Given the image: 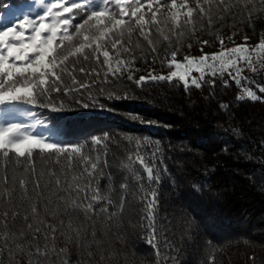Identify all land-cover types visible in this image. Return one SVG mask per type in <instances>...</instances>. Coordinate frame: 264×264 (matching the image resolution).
<instances>
[{"label": "trees", "instance_id": "obj_1", "mask_svg": "<svg viewBox=\"0 0 264 264\" xmlns=\"http://www.w3.org/2000/svg\"><path fill=\"white\" fill-rule=\"evenodd\" d=\"M0 4L2 14L20 0H0ZM217 15L211 28L205 24L204 30L175 45L180 49L178 60L200 56L201 47L207 54L220 51L221 38L226 48L243 44L245 36L249 46L264 39L260 0L248 7L235 6L223 20ZM139 43L132 53L131 72L110 76L106 83L98 81L90 94H75L79 104L56 94L65 104L61 111L33 109L38 113L35 118L43 121L42 128L53 133V141L78 143L85 153H100L101 160L107 161L99 183L116 204L109 208L116 215L109 219L108 213L98 212L94 228L84 233L96 252L92 264H210L213 257L214 264H264V93L259 91L264 86V57L255 55L256 70L245 68L241 86L229 81L225 87V75L216 77L214 87L203 83L200 88H186L177 80L140 82L149 73H169L170 51H165L164 41L158 54L151 53L142 39ZM245 89L257 99L248 97ZM93 137L102 138V144L95 145ZM136 154L159 169L160 182L151 185L159 202L157 234L151 243L142 191L132 175H144L143 169L129 159ZM37 164L42 166L40 157ZM126 177L128 190L123 192L120 184ZM76 222L87 220L81 213ZM93 230L95 238L90 235ZM57 246H64L63 238ZM79 256L76 250L70 258L81 264ZM16 259L27 264L26 258ZM0 264H9L7 253L0 256Z\"/></svg>", "mask_w": 264, "mask_h": 264}, {"label": "snow or ice", "instance_id": "obj_2", "mask_svg": "<svg viewBox=\"0 0 264 264\" xmlns=\"http://www.w3.org/2000/svg\"><path fill=\"white\" fill-rule=\"evenodd\" d=\"M24 3L26 0H20L19 5L9 7H23ZM254 3L255 0H40L43 7L36 16L25 13L0 28V113L25 118L0 120V256L7 253L9 264H20L16 257L26 258L27 264H77L70 257L79 250L81 264H92L96 252L88 246L84 233L94 228L98 212L108 213L109 219L116 215L115 211L109 212L116 204L102 192L99 183L107 161L101 160L100 153H85L78 143L38 135L36 126L43 121L27 122L38 116L33 109L61 111L65 104L56 94L71 97L79 104L81 99L75 94H90L98 81L106 83L110 76L119 78L125 71L131 72L135 61L132 53L140 47L141 39L151 53L158 54L161 41L167 42L165 51H170L169 74L149 73L152 80H178L186 88H200L203 83L214 87L216 77L227 75L225 87L229 81L241 86L246 80L241 75L245 68L256 70L253 54L264 57V39L249 46L245 36L243 44L226 48L221 38L220 51L207 54L201 47L200 56L185 55L182 60L177 59L180 49L175 45L198 29L204 30L205 24L211 28L217 13V19L223 20L235 6ZM260 3L264 4V0ZM251 14L250 9L249 19ZM145 79L141 77L140 82ZM245 91L248 97L257 99L254 92ZM259 91L264 93V86ZM83 107L89 105L84 103ZM92 142L101 145L102 138L93 137ZM38 157L42 166L37 164ZM129 159L143 169L144 175H132L142 191L143 219L150 229L151 243L157 234L159 207L157 191L151 185L159 184V169L142 155H130ZM145 183L149 187L145 188ZM120 188L127 192V177ZM118 205L122 210L124 196ZM81 213L87 223L76 222ZM18 221H22L19 227ZM90 235L95 238V231ZM61 238L64 246L59 247L57 241ZM210 264H214V257Z\"/></svg>", "mask_w": 264, "mask_h": 264}, {"label": "rangeland", "instance_id": "obj_3", "mask_svg": "<svg viewBox=\"0 0 264 264\" xmlns=\"http://www.w3.org/2000/svg\"><path fill=\"white\" fill-rule=\"evenodd\" d=\"M97 3H98V0H97ZM42 7L43 5L40 4V0H29L26 4H24L23 7H20L18 9H10L9 7L8 9L4 11V13L0 14V28H3L5 26L12 24L14 20H18L25 13H27L30 17H34L37 15V13L41 12ZM255 55L256 54H253V57H252L253 61L257 59V58L255 59L256 57ZM168 74L169 73L167 72V74H159V75H168ZM194 75H198V74H194ZM144 81L163 82L159 80H152L150 78H146ZM32 119H37V118H29L27 122L30 123ZM0 120L22 121V120H25V118L16 113H9V114L0 113ZM36 133L42 136H50L51 138L54 139L53 133L47 128H44V127L42 128L41 125L36 126Z\"/></svg>", "mask_w": 264, "mask_h": 264}]
</instances>
